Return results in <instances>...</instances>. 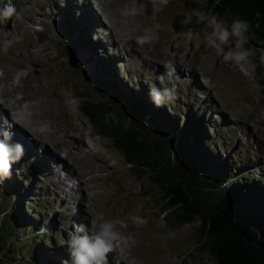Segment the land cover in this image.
<instances>
[{
    "label": "rangeland",
    "instance_id": "374dc122",
    "mask_svg": "<svg viewBox=\"0 0 264 264\" xmlns=\"http://www.w3.org/2000/svg\"><path fill=\"white\" fill-rule=\"evenodd\" d=\"M65 1L0 0V74L3 76L0 78V97L4 91L19 88L33 97L21 103V107H32L28 111L23 108L25 115L30 117L29 122L40 128L49 127L51 133L58 131L55 128L60 126L61 134L52 133L42 138L44 148L57 152L55 144L58 142L59 146L65 139L63 136H68L67 139L72 136L83 138L89 145L90 157L77 158L76 152L70 150V156L64 159L73 165L70 169L75 178L80 177L85 182L84 186L80 185V191L82 187V193L90 198L91 220L102 214L105 218H118L129 224L125 232L128 238L123 241L131 242L132 253L126 252L125 256H119L121 259L115 257L114 264H213L209 256H200L195 248L200 222L182 226L167 224L159 211L162 197L151 179H139L133 175L132 166L117 153L110 140L97 135L100 126L93 128L92 122L81 112V104L88 100L100 101L108 92L95 83L112 81L124 98L139 99L145 102L148 112L164 118L162 122L167 131L185 129L197 121L203 123V127L209 126L203 134L206 143L197 150L211 161V171L227 172L232 179L252 178L255 174L254 183L263 186L264 93L256 100L250 91L253 83L264 85L260 42L250 28L249 43L245 47L254 50L252 59L257 70L255 79L249 80L238 68L220 62L216 50L210 49L205 42L201 32L204 26L197 25L195 18L192 24L182 23L186 14L197 8L194 0H170L160 12L152 9L150 0H102L107 8L102 10V14L97 11L99 16L91 9V3L83 5L78 0L71 8L65 9L63 15L61 9L66 6ZM7 4L16 10L11 17L3 14ZM87 6L90 9L85 10ZM118 12L125 14L122 20L127 22V28L120 25ZM58 14V26L62 23L63 27L55 28L51 18ZM91 14L102 21L103 28H108L109 37L96 34L93 25L101 22L94 16L90 17ZM220 18L229 25L236 19L228 12ZM156 25L160 27L156 28ZM85 28H89L91 33ZM5 30L11 32V39H8L11 34L5 37ZM146 30H155L159 39L151 44L137 45L135 37L143 35ZM9 41L16 47L12 43L8 50ZM95 41L105 48L94 58L89 50L96 48ZM20 44L33 45L31 56L38 64H30L26 58H20ZM45 45L47 49L41 51ZM65 46H70L77 57L73 66L65 54ZM168 61L177 67L180 74L184 73L185 80L176 82L167 75L164 82L158 79L166 70L164 64ZM157 68L162 69L161 72H156ZM103 69L110 71L111 75L104 73ZM191 69L196 74L192 81L186 77ZM153 85L157 88L175 86L178 99L165 104L169 110L165 106L157 108L151 102L149 92ZM24 93L19 91L13 95L20 98ZM57 94H62L61 102L57 101ZM3 100L11 101L9 97ZM0 109L4 107L0 106ZM114 109L117 110L116 107ZM44 112L53 117L54 126L49 125L51 119L40 117ZM124 122L128 119L122 120L117 114L108 113L101 124L115 128ZM20 131L34 144L32 152L35 154V148L39 150L41 147L36 141L39 137L31 140L32 127H28L26 132L22 127ZM53 134L60 141L53 138ZM208 145H215L213 152L207 150ZM33 158L36 159L29 153L20 164L19 161L14 163L11 178L4 179L8 189L0 181V231L4 234L1 245L3 240H8L3 243L4 264H61L62 260L69 259L68 241L73 225L90 227L91 224V220L86 221L84 207L80 216H75L79 193L73 194L74 204H70L72 201L66 197L62 198L60 190L50 184L51 180L54 181L51 177L46 176L42 181L36 169L29 167L28 160ZM14 189L18 192L13 193ZM6 211L10 212L9 217L3 216ZM131 216L146 219L147 225L135 227L129 219ZM75 217L77 221H74ZM19 220L25 224L21 226ZM11 227L16 234L8 232ZM49 238L51 243L44 244L43 241ZM37 246L40 254L36 256L32 252Z\"/></svg>",
    "mask_w": 264,
    "mask_h": 264
},
{
    "label": "trees",
    "instance_id": "16d2710c",
    "mask_svg": "<svg viewBox=\"0 0 264 264\" xmlns=\"http://www.w3.org/2000/svg\"><path fill=\"white\" fill-rule=\"evenodd\" d=\"M193 4L199 7L196 0ZM203 10H211L219 18L228 12L248 21L264 49V0H207V8ZM103 71L111 75L110 71ZM95 85L106 88L108 97L104 94L100 101L82 102L81 112L94 129L100 126L97 135L110 140L117 153L132 166L135 177L151 179L162 197L159 211L165 222L182 226L199 221L201 227L195 248L200 256H209L213 264H264V185L256 186L255 174L252 178L232 179L227 172L211 171V161L198 152L206 143L203 134L209 126L203 127L197 121L185 129L167 131L162 122L164 118L148 112L145 102L134 97L124 98L112 81ZM105 98L108 100L104 101ZM108 113H115L128 122L115 128L103 126L101 121ZM212 147L215 149V145H208L207 150L212 151ZM0 181L8 189L6 180ZM9 213L6 211L3 216L9 217ZM19 223L25 224L22 220ZM9 231L16 234L13 227ZM1 238H4L2 231L0 264H4L3 243L8 240H3L1 245ZM48 241L51 243L52 239L43 243L47 245ZM38 246L32 254H40Z\"/></svg>",
    "mask_w": 264,
    "mask_h": 264
},
{
    "label": "clouds",
    "instance_id": "9594fccd",
    "mask_svg": "<svg viewBox=\"0 0 264 264\" xmlns=\"http://www.w3.org/2000/svg\"><path fill=\"white\" fill-rule=\"evenodd\" d=\"M152 9L155 12L163 11L170 0H150ZM199 7L191 9L182 21L184 25L195 23L203 25L201 32L210 49H215L221 58L222 64L229 67H236L240 73L249 80L255 79L257 64L252 59L254 50L246 48L249 43L248 33L250 23L246 20L236 18L229 25L225 20L219 18L207 8V0H196ZM15 7L11 4L5 5L3 14L11 17L15 13ZM135 14V13H133ZM159 28V25L155 26ZM191 31V30H190ZM159 37L155 30H146L143 35L135 37L136 44L143 46L154 43ZM260 63L264 64V49H260ZM168 78L175 75V66L171 61L164 64ZM158 79L164 82L165 76ZM176 79H180L176 76ZM250 91L253 99L259 100L261 93H264V85L253 83ZM149 97L153 105L157 108L163 107L166 103H174L178 99L176 88H157L152 86ZM10 127V126H9ZM10 131L3 133L4 140L0 141V180L10 179L12 176V166L22 159L24 154L23 145L13 143ZM132 225L137 228L145 227L147 220L140 216H131ZM129 224L122 219L105 218L102 214L91 220L90 227L84 224H74L73 231L68 241L69 259L62 260L61 264H109L108 255L117 250L119 242L126 240L125 235ZM41 231H44L42 229Z\"/></svg>",
    "mask_w": 264,
    "mask_h": 264
},
{
    "label": "bare ground",
    "instance_id": "6f19581e",
    "mask_svg": "<svg viewBox=\"0 0 264 264\" xmlns=\"http://www.w3.org/2000/svg\"><path fill=\"white\" fill-rule=\"evenodd\" d=\"M75 1H77V0H69L67 2L66 6L61 9L63 11V15H64V10L68 9V8H71V5ZM78 1L81 2V0H78ZM85 1H87V3L89 2V4L91 2L90 0H82V2H85ZM97 1H98L99 5H100V10H101V14H102V10L104 8H107L105 6L106 3L103 4L102 0H97ZM85 4H86V2H85ZM104 12H106V10ZM96 14L99 16V14L97 12H96ZM46 15L47 14H45V16ZM118 15H119V19H120L119 20L120 25H122L124 28H127L128 27L127 22H124L122 20V19H124L125 14L121 13V12H118ZM91 16H94V15L91 14L90 17ZM94 17L97 18L98 22H101L100 24H98V23L95 24L94 23V25L92 23V25H93V27H94V29L96 31V34L98 36H99V34H102V36L104 35V38L109 37L111 33L108 30V28L107 29L103 28L104 26L102 25V21L98 17H96V16H94ZM51 19H52L51 20V24L55 28H59L60 26H62V23L58 26V23L60 21V15L59 14H58V16L56 15V18L52 17ZM57 19H59V20H57ZM61 19H64V16H62ZM85 30H87L86 32H90L89 28H85ZM63 31H67V30H63ZM77 31H79V30H77ZM121 31H123V30H121ZM5 34H6L5 37H7V34L9 35V34H11V32H8V31L5 30ZM12 36L13 35L11 34V37L8 38V39H11ZM1 38H3V36ZM95 42H96V48L95 49L92 48V49L89 50L90 55L91 56L94 55V58H95V55L98 54V51L99 52L101 51L100 53H102L103 52V48H105L100 43H98V41H95ZM12 43H11V41H9L7 46L11 45ZM15 45L16 44H14V46ZM113 46L114 45H112V47ZM115 46H116V44H115ZM10 47L11 46H9L8 50H10ZM18 47L22 49V55L20 57L21 59H25L26 58L27 60L26 59L25 60L27 62H29L30 64H33V65L38 64L37 61L33 60L32 56H31V50L30 49L33 47V45L25 46L24 44H20ZM46 49H47V45L43 46L41 51H44ZM100 49H102V50H100ZM113 49H114V47H113ZM66 51H68V53H71L70 54V59H71L72 63H73V61H76L77 57L75 56V53L73 52L72 48L70 47ZM57 52H58V50H57ZM62 55H64V54H62ZM127 55L129 56V54H127ZM21 65H24V64L22 63ZM161 70L162 69H160V68L155 69L156 72H161ZM175 70H176L175 71V75L172 77V79L174 81H176V82H181V81L185 80V76L183 75L184 73L181 72V74H180V72L177 69V67L175 68ZM161 75L166 77V75H167L166 74V70ZM176 76H178L180 79L177 80ZM186 77H189L191 79V81H192L194 79V77H196L194 69L189 70ZM175 84H177V83H175ZM19 91H21V93H24L23 90H20L19 88H15V89H13V90H11L9 92H5L4 91L1 94L3 98L0 97V99L2 100V102H0V106L4 107L3 110L0 109V138H1V140H2L3 133L10 129L14 133L13 140L16 143H20V144H22L24 146L23 147L24 148V153L25 154L31 153L32 155H34L36 157L37 161L43 163V165L45 166V171L47 172V176L51 177V179L54 180V181L51 180L50 184L53 187H55L56 189L60 190L59 193L61 194L62 198L66 197L67 199L72 201V203L70 202V204H74L75 197H74L73 194H75V193L78 194L79 193L80 200L78 202V206H77L78 208L76 210H74V211H76L75 212V216L77 214H79V216H80V213L82 212V208L84 207L86 212H87L86 221L91 220V218H92L91 214L92 213L90 212V208H92V204L90 203V198H88L86 194L82 193V187H81V191H80V185L84 186L85 182L80 177L75 178L74 172L70 169V166H73V165H69L68 160L66 158L64 159V157L70 156V154H71L70 150H73V151L76 152V155H77L76 157L77 158L78 157H85V156L87 158L90 157V147H89V145H87L84 142L83 138H79V137L76 138L75 136H72L71 138L67 139L66 137H68V136H63V138H65L67 140L64 139V140L60 141V139H57L56 135L53 134L52 137L55 138L57 141H60L59 146H58V142H57V144H55V148L58 150L57 152H59V154L57 152H54V151L52 152L47 147L44 148V146L42 145V144H44L42 138H45V136L51 135L52 133H57V135H59V133L61 134V128H60V126L57 125L58 128H55V129H57L58 131L51 133L50 132L51 128H49V127L48 128L47 127L46 128H40V127L35 126V123L29 122L30 117H27L26 115H25V118H23V117L16 118V116H17L19 111L24 112L25 109H23V108H26V111H28L29 109H32V107H30V106L21 107V105H22L21 103L28 102V101L32 100L33 99L32 96H28L27 94L24 93L22 97L14 98L13 94L15 92H19ZM61 95L60 94L55 95V97H56L58 102H61L62 99H63ZM4 97H9L11 101L9 103H7L8 101H4L3 100ZM38 105H40V104H38ZM40 113H41V111H40ZM48 115L49 114H47V112H44L40 117L41 118L46 117V118L51 119L49 125L50 126H54L55 123L53 122V119H52L53 117H51V115H49V116ZM3 122H5V123H3ZM28 125H30V126H28ZM24 126H27L26 129L24 128ZM22 127H23V131L24 132L27 131L28 127H32V132L30 133V135H32L31 140L35 139V137H37V138L39 137V139H40V140L39 139L38 140L35 139L36 141H38V145L41 146L39 150H36V148H35V151H36L35 154H33V152H34V144H32V142L30 143L28 140H26V137L20 131V130H22ZM52 129H54V128H52ZM35 143H37V142H35ZM58 148H60V149H58ZM47 149L49 150V153H48ZM86 157L84 159H86ZM85 167H88V166H85ZM85 198H86V201H85ZM77 220L78 219H76V217H75L74 221H77ZM130 245H131L130 241H123L121 244H119V246H118L116 251H114L112 253H109V255H108L109 264H114L115 263V261H114L115 257H116V259H121L119 256H121V255L125 256L124 254L126 252L127 253L129 252V254H131L132 252H131V246ZM132 264H135V263L133 262Z\"/></svg>",
    "mask_w": 264,
    "mask_h": 264
},
{
    "label": "water",
    "instance_id": "95a60500",
    "mask_svg": "<svg viewBox=\"0 0 264 264\" xmlns=\"http://www.w3.org/2000/svg\"><path fill=\"white\" fill-rule=\"evenodd\" d=\"M68 48H70V47H68ZM68 48H67V49H68ZM70 54H71V53H68V55H69V59H70ZM70 60H71V59H70ZM70 64L72 65V62H70ZM73 64H74V63H73Z\"/></svg>",
    "mask_w": 264,
    "mask_h": 264
}]
</instances>
